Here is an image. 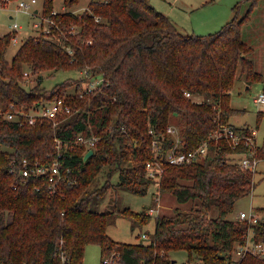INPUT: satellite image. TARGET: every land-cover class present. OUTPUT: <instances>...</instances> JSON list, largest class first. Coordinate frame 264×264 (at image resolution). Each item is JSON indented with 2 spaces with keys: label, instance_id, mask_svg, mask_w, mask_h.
<instances>
[{
  "label": "trees",
  "instance_id": "trees-1",
  "mask_svg": "<svg viewBox=\"0 0 264 264\" xmlns=\"http://www.w3.org/2000/svg\"><path fill=\"white\" fill-rule=\"evenodd\" d=\"M54 1L44 0L43 11L60 27L47 35L29 34L12 59L6 53L14 30L0 35V264H61L62 252L71 264H82L90 242L102 246V256L118 250V264L178 263L171 255L177 249L188 251L183 263L198 258L229 264L249 228L248 221L230 214L256 185L255 172L244 168L224 142L217 151L212 141L208 154L191 163H170L163 153L155 157L150 128L158 138L163 135L164 153L173 144L167 130L172 123L181 129L182 148L195 147L219 124L233 123L230 116L240 111L230 104L237 78L259 80L264 88V69H256L253 48L242 35L258 0L207 34L180 30L150 0H89L80 12L56 14ZM78 2L64 0L69 7ZM28 68L38 74L30 87ZM70 68H88L103 80L92 91H84L83 76L51 89L42 86L43 70ZM71 84L73 92L67 89ZM59 96L72 112L57 123L45 116L30 122L33 108ZM9 111L16 117L8 118ZM79 134L98 136L87 159L89 147L76 141ZM57 137L72 181L61 180L53 188L46 175L22 177V159L48 162L58 155ZM257 152L264 158V141ZM154 158L164 167L159 181L148 173L147 162ZM106 165L119 170L118 187L145 194L157 182L161 192L190 204L158 214L148 241H119L108 233L109 223L126 216L135 228L152 214L94 205V196L113 184L88 189ZM252 226L255 239L264 241V216ZM239 264H264V258L247 253Z\"/></svg>",
  "mask_w": 264,
  "mask_h": 264
},
{
  "label": "rangeland",
  "instance_id": "rangeland-1",
  "mask_svg": "<svg viewBox=\"0 0 264 264\" xmlns=\"http://www.w3.org/2000/svg\"><path fill=\"white\" fill-rule=\"evenodd\" d=\"M88 2L89 0H79L78 3L69 7L64 4V0H55L54 5L58 12L65 10L80 12L86 8ZM150 2L157 9L163 11L180 30L197 34H207L219 30L236 14L242 16L250 7V0H150ZM17 3L18 0H15L0 9V34L9 31L12 28L10 23L15 20L22 25L17 29L19 40L12 42L7 50L6 56L8 59H12L26 36L29 34H43L38 28L34 27V22L39 19V16L34 14L35 12H26L18 9ZM42 6L43 0H38L34 9H41ZM11 13L13 14L12 18L10 17ZM46 24L47 22H45ZM242 35L245 41L253 48L250 56L255 60L256 69L263 71L264 0H258L251 9L250 19L243 25ZM26 71H28L27 76L29 77V82L26 83V86L30 87L36 83L38 74L33 75L30 72V68L25 70V74ZM41 74L43 75L41 84L48 89L69 78H72L70 81H76L83 76L85 80H90V82L84 80L83 89L84 86L87 87L91 82L97 84L102 80L101 74L93 75L92 71L87 68L85 70L78 68L43 70ZM93 88H95V85ZM67 89L73 92L74 85L72 86L71 84ZM262 90L264 88L261 81L255 80L248 83L244 77H239L233 87V94L230 98V104L240 111L232 114L229 119L238 125L247 124L251 128H256L259 144L264 141V105H258L254 97ZM197 98L201 99L202 97L197 96ZM110 168L111 166L109 165L104 166L88 187L91 190L105 183H113L106 187L107 190L104 193L94 196V205L98 209L108 210L116 204L121 207L131 206L136 210L144 209L149 213L151 208L153 209L151 220L143 226L137 225L133 228L131 219L126 216L118 217L115 222L109 223L108 233L119 241L136 242L142 239L148 241L149 234L155 229L158 214H172L176 207L185 208V206L190 204V202H179L177 197L168 191L161 192L157 187V182H153L145 194H137L128 189L118 187L114 183L118 181L119 170H111ZM255 180L257 183L252 191L236 201L235 209L230 214L232 217H236L241 210L250 212L252 208L259 212L261 217L264 216V158L259 161L255 172ZM158 196H160L159 200ZM144 232L147 233V237L143 236ZM171 255L177 259L179 264H183L188 257V251L185 249L172 250ZM101 262L102 246L97 242L88 243L85 247L82 264H101Z\"/></svg>",
  "mask_w": 264,
  "mask_h": 264
},
{
  "label": "built area",
  "instance_id": "built-area-1",
  "mask_svg": "<svg viewBox=\"0 0 264 264\" xmlns=\"http://www.w3.org/2000/svg\"><path fill=\"white\" fill-rule=\"evenodd\" d=\"M15 0H0V9L2 7L7 6L10 2ZM38 0H18L17 7L18 9H22L26 12H32L39 16V19L34 22V27L38 28V30L43 34H49L53 28L60 27L59 22L52 16L47 15L43 11L42 8H35V4ZM44 3V0H43ZM53 13H58L56 8L53 9ZM45 22L47 24L45 25ZM11 29L14 30L12 34V42H17L19 40L17 36V29L22 25L18 21H13L10 23ZM1 35V34H0ZM91 41V39H90ZM88 69V68H87ZM85 70V69H83ZM88 72V70H87ZM28 74V71H26ZM102 78V76H101ZM85 80V79H84ZM82 84H85V80ZM103 80V78H102ZM100 80L97 84H93L91 82L87 87L84 86L85 91H92L95 87L102 81ZM187 95H191V92L187 91ZM81 94H83L81 92ZM255 102L258 105H264V90H262L258 95L254 97ZM73 111V106L66 101V99L62 96L55 97L47 102L42 103L38 108H33L29 112V120L30 122L35 121L36 116H45L50 118L57 123V118L63 114L70 113ZM7 117L13 119L16 117L15 111L7 112ZM168 132L172 135L173 144L168 147V149L164 150V141L162 138H158L156 132L153 128H150V132L153 134L152 145L156 152V156L158 157L159 153L165 154L166 159L173 164H181V163H191L195 161L202 160L209 152L210 144L212 141L216 143V150L219 151L222 149V143L228 144V146L232 149V151L236 152L237 161L246 169H249L253 172H256L260 159L258 156V146L259 143L257 141V130L256 128H251L248 125H235V123L226 122L219 124L218 127L210 133V135L202 140L198 145L192 148L183 149V137L181 133V129L176 124H170L168 126ZM98 139V136H85L84 134H79L76 141L78 143H84L89 148H94L93 145L95 141ZM57 145L59 148L58 155L54 157L53 160L45 162L40 160H29L24 158L21 160V166L19 168V174L27 178L31 175H43L47 176L49 186L55 187V185L61 180H68L71 182L72 180L68 178L66 172L71 170V167H64L61 157V147L63 145V141L60 138H56ZM242 148V150H239ZM163 149V150H162ZM147 166L149 167V175L154 178L155 181H159L161 178L164 167L160 163L159 160L154 158L147 162ZM159 197V198H158ZM158 200L160 196H158ZM153 209L151 208V212ZM150 212V213H151ZM238 218L248 221L249 228L243 236V240L236 244L233 249L232 257L229 264H239L240 260L247 254L251 253L254 255H258L264 258V241H257L254 237V228L253 223H257L261 218L259 212L255 211L254 208L247 212L245 210H241L238 215ZM144 237H147V233H143ZM61 256V264H71L68 256L62 252ZM120 253L116 249L107 250L102 256L101 264H118ZM179 264V263H174ZM183 264H205L201 259H194L191 261H187Z\"/></svg>",
  "mask_w": 264,
  "mask_h": 264
},
{
  "label": "water",
  "instance_id": "water-1",
  "mask_svg": "<svg viewBox=\"0 0 264 264\" xmlns=\"http://www.w3.org/2000/svg\"><path fill=\"white\" fill-rule=\"evenodd\" d=\"M94 152V148H90L84 155V158L87 159Z\"/></svg>",
  "mask_w": 264,
  "mask_h": 264
},
{
  "label": "crops",
  "instance_id": "crops-1",
  "mask_svg": "<svg viewBox=\"0 0 264 264\" xmlns=\"http://www.w3.org/2000/svg\"><path fill=\"white\" fill-rule=\"evenodd\" d=\"M10 17H11V18L13 17V14H12V13L10 14ZM1 35H2V34H1ZM232 94H233V93H232ZM244 111H245V110H244ZM230 121H231V120H230ZM233 123H234V122H233ZM235 124H236V123H235ZM237 125H238V124H237ZM244 125H247V124H244ZM262 159H263V158H262ZM237 215H238V214H237ZM237 215H236V216H237Z\"/></svg>",
  "mask_w": 264,
  "mask_h": 264
}]
</instances>
